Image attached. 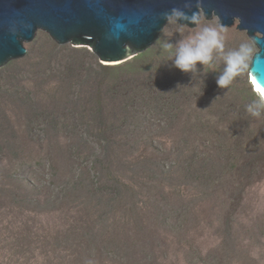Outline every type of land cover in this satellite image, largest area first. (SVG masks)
<instances>
[{
    "label": "rangeland",
    "instance_id": "1",
    "mask_svg": "<svg viewBox=\"0 0 264 264\" xmlns=\"http://www.w3.org/2000/svg\"><path fill=\"white\" fill-rule=\"evenodd\" d=\"M194 29L118 64L38 30L0 67V264H264V115L173 66Z\"/></svg>",
    "mask_w": 264,
    "mask_h": 264
},
{
    "label": "water",
    "instance_id": "2",
    "mask_svg": "<svg viewBox=\"0 0 264 264\" xmlns=\"http://www.w3.org/2000/svg\"><path fill=\"white\" fill-rule=\"evenodd\" d=\"M198 3L205 19L237 21L258 39L261 55L249 77L264 86V0H0V67L23 57L38 30L58 44L89 46L103 62L124 63L156 41L168 23L164 13L180 8L190 16Z\"/></svg>",
    "mask_w": 264,
    "mask_h": 264
},
{
    "label": "clouds",
    "instance_id": "3",
    "mask_svg": "<svg viewBox=\"0 0 264 264\" xmlns=\"http://www.w3.org/2000/svg\"><path fill=\"white\" fill-rule=\"evenodd\" d=\"M185 4V8H190ZM198 11L190 16L180 8H172L170 12L163 14L166 21L177 26L178 31L183 33L186 25H194L195 29L187 37L179 40L175 45L168 42L163 45L169 51L173 66L184 73L195 76L198 72L197 65L205 68H213L214 62L222 61L224 67L217 77V86L227 89L238 77H249L253 62L261 55V48L257 38H251L241 42L238 47L225 49L226 29L218 20L211 24H203V8L198 3ZM184 23H181V22ZM175 49L173 52L172 49ZM255 90L250 88L256 99L246 106L247 112L253 117L264 115V86L253 77Z\"/></svg>",
    "mask_w": 264,
    "mask_h": 264
},
{
    "label": "trees",
    "instance_id": "4",
    "mask_svg": "<svg viewBox=\"0 0 264 264\" xmlns=\"http://www.w3.org/2000/svg\"><path fill=\"white\" fill-rule=\"evenodd\" d=\"M248 90H249V93L250 94H253L254 95V93L252 92V90L250 88ZM253 97L256 98V96H253Z\"/></svg>",
    "mask_w": 264,
    "mask_h": 264
},
{
    "label": "bare ground",
    "instance_id": "5",
    "mask_svg": "<svg viewBox=\"0 0 264 264\" xmlns=\"http://www.w3.org/2000/svg\"><path fill=\"white\" fill-rule=\"evenodd\" d=\"M251 84H252V86L254 87V90H255L256 85L254 84V82L252 80H251Z\"/></svg>",
    "mask_w": 264,
    "mask_h": 264
}]
</instances>
